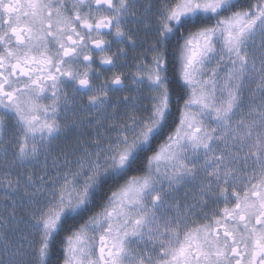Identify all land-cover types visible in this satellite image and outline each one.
Returning <instances> with one entry per match:
<instances>
[{"label": "snow or ice", "instance_id": "snow-or-ice-1", "mask_svg": "<svg viewBox=\"0 0 264 264\" xmlns=\"http://www.w3.org/2000/svg\"><path fill=\"white\" fill-rule=\"evenodd\" d=\"M62 232V264H264V0H0V264Z\"/></svg>", "mask_w": 264, "mask_h": 264}, {"label": "flooded vegetation", "instance_id": "flooded-vegetation-1", "mask_svg": "<svg viewBox=\"0 0 264 264\" xmlns=\"http://www.w3.org/2000/svg\"><path fill=\"white\" fill-rule=\"evenodd\" d=\"M122 46H123V45H119V44L113 43V44H112V51H116L118 47H122ZM97 55H98V54H97ZM128 57H129V55H128ZM124 63L128 64V63L125 62L124 60H118V61H117V68H113V69H111L110 71H118V70H119V71H123V72H125V70H126V68L128 67V65H125ZM125 66H126V67H125ZM96 67H99V68L101 69V72H102V75H101V78H100L101 80L106 79V78L109 77V71L106 70V69L108 68V66L99 65V64L97 63ZM132 67H133V66H132ZM133 71H135V69H134ZM125 73H126V72H125ZM99 82H100L99 80H93V83H94V84H98ZM65 91H67L69 95H72V90H71V88H66ZM125 94H127V93H125V92H111V93H110V97H111V99H113V100L116 101V98H117L118 96H119V97H123ZM76 95H77V105H79L81 99H82L84 102L87 101V95H86V94L83 95L82 97H81V94H80V93H77ZM44 103H48V101H44ZM60 116H61V119H62V120L64 119L65 116H67V118H68L69 120L72 119V113H71V112H67V113H65V112H61V113H60ZM85 131H91V130H90V129H85ZM76 135H77V133H76L75 131H73V132H71V133L68 134V136H67L66 139H62V140H58V141H54V142H53V145H52L53 149H60V148H63L65 145L72 143L73 141H75V139H76ZM57 145H60V148H57ZM220 207H223V204H222V203H221ZM200 222L203 223L204 221L201 220ZM97 245H98V241H97Z\"/></svg>", "mask_w": 264, "mask_h": 264}, {"label": "rangeland", "instance_id": "rangeland-1", "mask_svg": "<svg viewBox=\"0 0 264 264\" xmlns=\"http://www.w3.org/2000/svg\"><path fill=\"white\" fill-rule=\"evenodd\" d=\"M129 27H133L132 25H129ZM150 43V40L145 43V33L143 30H141L138 35H137V47L134 51H129V57H127V63H124L125 65H128L126 68L125 72L131 74L134 72L133 70L135 69V59L134 57H139L141 53L145 52L146 48L148 47V44ZM151 59V54H148V60ZM133 66V67H132ZM126 67V66H125ZM112 71H109V77L111 76ZM126 83L129 84L130 86V76H129V81ZM113 103H115V100L111 99ZM111 111V107H109V112ZM60 149H54L52 152L51 157L49 158V164L51 163L52 157H55ZM41 165H39L37 168L42 169L44 167L43 165V157H41ZM38 182V181H37ZM183 194V189L181 190V195Z\"/></svg>", "mask_w": 264, "mask_h": 264}, {"label": "trees", "instance_id": "trees-1", "mask_svg": "<svg viewBox=\"0 0 264 264\" xmlns=\"http://www.w3.org/2000/svg\"><path fill=\"white\" fill-rule=\"evenodd\" d=\"M175 87V85H173ZM182 103V101H181ZM177 105L175 104V100L173 102V110L175 112V117L178 119V111H177ZM41 165L39 164H33V163H28L25 165L24 170L25 171H32L34 173H36L37 175H39L40 173V169H38L37 167ZM65 233H61L60 236L57 238V243L55 244V246L52 249V255H51V264H62V260H63V252L61 249V241L64 237Z\"/></svg>", "mask_w": 264, "mask_h": 264}]
</instances>
